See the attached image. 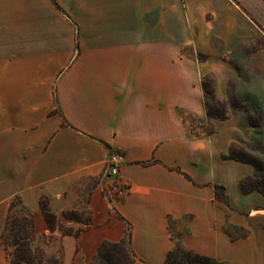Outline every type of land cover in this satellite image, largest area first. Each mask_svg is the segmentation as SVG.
I'll list each match as a JSON object with an SVG mask.
<instances>
[{"label": "crops", "instance_id": "0c3cea01", "mask_svg": "<svg viewBox=\"0 0 264 264\" xmlns=\"http://www.w3.org/2000/svg\"><path fill=\"white\" fill-rule=\"evenodd\" d=\"M209 74L221 99L234 82H264V0H0V233L19 195L62 264H92L129 226L136 264H165L178 239L264 264V193L242 187L256 168L224 156L252 131L232 107L208 116ZM192 117L208 126L193 132ZM112 152L124 157L117 179L105 174ZM85 178L98 179L90 226L50 230L40 200L77 227L60 212Z\"/></svg>", "mask_w": 264, "mask_h": 264}, {"label": "trees", "instance_id": "16d2710c", "mask_svg": "<svg viewBox=\"0 0 264 264\" xmlns=\"http://www.w3.org/2000/svg\"><path fill=\"white\" fill-rule=\"evenodd\" d=\"M204 95H205V105L207 113L210 117L216 114L218 118H226V111H217L212 113L209 110L207 104V97L210 94L209 80L207 76L204 77L202 81ZM226 158H233L238 160H243L252 163L256 170L261 165L256 159H240L237 157H230L224 155ZM189 177L188 175H186ZM253 178H250L252 181ZM244 182L242 187L245 191L249 188L257 189L264 193L263 190L258 187H247ZM216 193L219 198L228 205L227 197L224 191V187L215 185ZM40 208L44 214V217L48 223L50 230H60L62 232H74L69 228H64L58 223L57 215L52 211L49 205L48 198L43 197L40 200ZM70 220L81 221L78 216L73 214L65 215ZM90 226V214L86 226L82 229L76 230L75 233L78 234L81 230L88 228ZM241 236H246L248 234L247 230H243L239 233ZM46 241L49 243L53 236L51 234L42 235ZM38 236L35 232V221L33 215L29 212L28 208L22 201L21 196L16 195L12 198L8 213L4 222L2 232L0 233V245L3 247L6 257L8 258L9 264H62L60 255L55 258L45 257V252L39 248H33L32 244L36 241ZM125 259L128 264H136L135 257L131 250V229L130 226L127 228L125 237L117 242L105 241L101 244L98 254L95 257L92 264H121V261ZM165 264H231L227 261H219L215 258L201 255L193 251L187 250L178 239L176 241V246L171 250L166 257Z\"/></svg>", "mask_w": 264, "mask_h": 264}, {"label": "rangeland", "instance_id": "374dc122", "mask_svg": "<svg viewBox=\"0 0 264 264\" xmlns=\"http://www.w3.org/2000/svg\"><path fill=\"white\" fill-rule=\"evenodd\" d=\"M201 58L204 60L206 57ZM245 78L250 77L245 76ZM207 79L209 80L210 87V94H208L206 99L209 110L212 113L223 110L227 112L228 116V112L232 107L234 110L238 111L241 119L250 127L252 131V135L249 140L235 141L227 155L244 160L250 158L258 160L261 165L257 168L255 177L252 179V181H249L246 186L258 187L264 191V82L249 80H240L234 82L230 86L231 96L221 99L216 94L214 77L209 74L207 75ZM213 115L214 116L211 118H218L216 114ZM200 122L201 119L192 117L191 130L193 132L200 131L208 126V124H205V122L203 124H200ZM2 181L3 177L0 178V182ZM82 183L83 186L80 191V195L75 201L74 207L60 212V216L64 219H68L65 216L66 214H73L78 216L81 221H78L79 223L77 227L69 226L58 221L60 226L64 228L79 230L84 228L88 222L89 210L87 208V202L89 199L90 190L98 183V179L85 178ZM111 188H113V186ZM113 192H116V190H113ZM232 233L235 234L236 231L232 230ZM174 236L177 238L175 232ZM49 243H46L43 236H39L37 240L34 241L32 246L34 249L39 248L44 251L45 257L56 258L59 253L56 251H49L47 247ZM121 264H128V262L127 260L123 259Z\"/></svg>", "mask_w": 264, "mask_h": 264}, {"label": "built area", "instance_id": "2783aa9c", "mask_svg": "<svg viewBox=\"0 0 264 264\" xmlns=\"http://www.w3.org/2000/svg\"><path fill=\"white\" fill-rule=\"evenodd\" d=\"M124 162V157L119 152H112L108 156L105 165V174L108 176H113L115 179L120 177V167ZM116 192L120 193L123 191L125 185L120 183L118 180L113 185Z\"/></svg>", "mask_w": 264, "mask_h": 264}]
</instances>
